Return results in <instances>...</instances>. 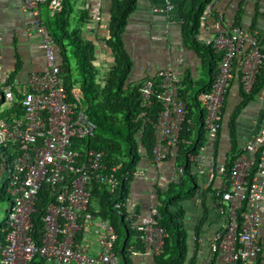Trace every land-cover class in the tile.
I'll use <instances>...</instances> for the list:
<instances>
[{
  "label": "built area",
  "instance_id": "2783aa9c",
  "mask_svg": "<svg viewBox=\"0 0 264 264\" xmlns=\"http://www.w3.org/2000/svg\"><path fill=\"white\" fill-rule=\"evenodd\" d=\"M63 1L23 0L24 11L33 18L30 28L42 37L40 47L45 51L46 69L29 75L20 96L12 84L0 92L4 105L0 115V143L8 146L14 157L10 164L3 155L0 177L9 171L4 184L11 201L5 221L6 235L0 238V264H31L38 257L58 264L119 261L114 250L118 234L113 225L106 218L95 223L96 216L89 209L95 182L105 185L110 192L118 188L119 166L109 165L101 149L76 148L78 141L94 136L98 126L85 111L81 88L66 86L55 41L43 14L46 8L54 16L62 10ZM172 6V0H167L166 8ZM200 41L221 55L211 88L197 94L204 110L202 127L208 141L193 157L192 172L203 178L195 198L200 204L201 194L207 193L211 198L210 208L216 209L220 216L218 228L204 240L208 245L204 262L264 264V123L233 155L231 166L217 159L215 145L223 126L222 112L231 84L237 80L244 92L253 90L264 67V41L256 32L237 24ZM156 77L159 90L156 91L154 79H147L141 87V98L145 107H150L154 98L162 106L155 124L156 142L151 158L156 166H161L177 155L188 110L172 67L159 70ZM183 173L184 168L176 165L172 182H178ZM123 178L131 181L128 174ZM44 186L54 197L40 217L41 240H38L33 235L34 214ZM128 200L127 196L116 201L114 208L119 215L124 213L131 230L139 233L143 249L138 251L145 256L161 254L168 233L159 224L158 203H152L150 212L142 216L127 208ZM87 226H94L99 232L97 255L91 254L78 239Z\"/></svg>",
  "mask_w": 264,
  "mask_h": 264
},
{
  "label": "trees",
  "instance_id": "16d2710c",
  "mask_svg": "<svg viewBox=\"0 0 264 264\" xmlns=\"http://www.w3.org/2000/svg\"><path fill=\"white\" fill-rule=\"evenodd\" d=\"M214 1L193 0L189 10H184L183 3L181 4L183 41L200 55L203 73L199 80L189 77L180 83V96L187 103L188 113L187 120L180 131L177 155L174 159L175 164L184 168V173L178 182L171 181L165 191L159 189L158 192L157 205L160 213L158 221L168 235L161 254L154 256L157 264H185L186 262L196 264V256H191V258L189 256L188 231L185 222L186 209L183 202L194 198L200 188L198 175L192 172L193 157L201 152V146L208 139L202 127L204 110L200 107L197 94L211 88L218 61L221 58L220 54L215 53L209 46L197 39L202 26V17L207 7ZM136 6L137 0H111L109 34L105 43L111 49L114 63L102 77L95 65V42L84 39L80 29L71 28L74 11L71 0H64L62 10L54 16H50L47 10L44 12L46 26L60 48L61 60L59 61L64 70L66 86L68 89L74 86L81 88L85 111L98 126L94 136L78 141L75 146L80 151L85 148L101 149L105 152V161L109 165L119 166L118 174L121 176V182L118 188L110 192L105 185L95 182L91 188L92 201L89 207L94 214L108 219L118 234L114 246L119 258L117 264H132L127 251L128 246H126L129 236L137 234V247L140 250L143 249L139 233L131 230L124 213L119 215L114 208V203L128 196L130 182L123 177L128 174L132 180L144 154L152 158L156 142L155 124L162 109L161 104L155 98L150 107L142 105L141 87L145 81L138 84L128 83L132 70V59L125 47L124 32ZM83 16L79 19H85ZM259 74L250 93L244 92L241 88L245 100L229 117L231 138L235 146L237 117L245 102L257 94ZM148 79L155 80L156 91H158L159 79L156 75ZM15 92L17 96H20V91ZM224 111L225 107L222 116ZM227 163L231 166V161ZM53 197V193L47 186L39 192L33 230V235L38 240H41L40 217ZM5 198L10 199L6 185L0 188V201ZM93 200L99 205L98 210L93 206V203H96ZM5 228L6 223H0V238L2 239L6 235ZM200 229L201 223L196 226L195 233L198 234Z\"/></svg>",
  "mask_w": 264,
  "mask_h": 264
},
{
  "label": "crops",
  "instance_id": "0c3cea01",
  "mask_svg": "<svg viewBox=\"0 0 264 264\" xmlns=\"http://www.w3.org/2000/svg\"><path fill=\"white\" fill-rule=\"evenodd\" d=\"M71 2L74 8L71 28L80 29L84 39L95 42V65L102 77L114 63L111 49L105 43L109 34L111 0H71ZM172 2L173 6L166 8L167 0H137L136 9L131 14L124 32L125 47L132 59V70L128 83L144 82L168 66L172 67L179 83H183L189 77L195 80L202 77L201 57L184 43L182 33L181 4L183 3L184 10H189L193 0H172ZM45 10L47 9H43V14ZM80 16L85 19L80 20ZM32 20V16L24 11L23 0H0V92L4 86L12 84L15 91L18 90L21 93L26 88L32 72H43L46 69L45 51L40 47L42 37L30 28ZM233 24L256 32L258 37L264 41V0H215L207 7L202 17V26L197 39L203 40L220 31L229 30ZM55 49L58 60H61L60 48L56 43ZM238 61L236 74L238 73ZM257 86V94L245 102L237 117L235 146L231 138L229 117L245 100V97L242 95L238 81L232 82L224 106V113L228 115V125L223 123L219 137L215 141L219 161H231L243 143L264 123V68L259 74ZM230 97L236 101L232 109L228 105ZM3 107V102L0 101V115L3 114L1 112ZM174 158L171 157L161 166H156L152 159L144 154L137 168L140 173H136L130 181L128 209L142 216L150 212L152 203L159 202V189L165 191L172 181V171L177 165ZM2 162L3 155L0 152V172L3 170ZM201 196L200 204L196 202L195 197L190 200H194L197 209L202 212L200 213L202 219L189 220L188 210L184 206L186 209L185 222L188 228L192 225L191 229H193L192 247H189L190 258L195 255L196 264H207L204 262V256L208 252V245L204 240L219 225L217 218L213 222L210 220L209 227L206 228L207 220L205 219L208 212L212 210L215 212V209L210 208L211 198L207 193ZM93 202L96 201L93 200ZM93 206L96 210L99 209L97 202L93 203ZM95 216V223L103 218L99 214ZM200 223L201 229L196 234V226ZM98 233L94 226H87L78 237L93 255H97L100 250ZM129 237L126 246H128L127 251L132 264H156L154 256H145L138 251V235L134 234ZM32 263L58 264L56 261L42 257L36 258Z\"/></svg>",
  "mask_w": 264,
  "mask_h": 264
},
{
  "label": "rangeland",
  "instance_id": "374dc122",
  "mask_svg": "<svg viewBox=\"0 0 264 264\" xmlns=\"http://www.w3.org/2000/svg\"><path fill=\"white\" fill-rule=\"evenodd\" d=\"M235 100L233 99V97H230L229 98V101H228V105H229V108H233V106H234V104H235ZM224 116H223V118H224V120H223V123L225 124V125H228L227 123V121H228V115H227V113H224L223 114ZM208 137V136H207ZM0 152H1V154L2 155H5V159L8 161V163H10V164H12L13 163V161H14V157H13V155L11 154V150H10V148L8 147V146H6V145H3L2 143H0ZM9 176H10V174H9V171H5L4 172V174H3V176H2V179L0 180V188H4L5 187V184H4V182H6L8 179H9ZM202 182H203V178L201 177V176H198V183L201 185L202 184ZM10 204H11V201H10V199L9 198H5V199H3V200H1L0 201V223H3V222H5L6 221V219H7V215H8V209H9V207H10ZM183 204H184V206L187 208V210H188V214H189V220H191V221H193V220H199V219H202V214H200V213H202V212H200L198 209H197V207H196V205H195V201L193 200H185L184 202H183ZM215 212L217 213V214H215ZM215 212L212 210V212L211 211H209L208 213V215H207V217H206V219L205 220H207V225H206V228L207 227H209V221L211 220L212 222L213 221H215L217 218L219 219L220 218V216H219V214H218V212H217V210L215 209ZM213 217H215L214 219H213ZM192 228V225H189V228L187 227V231H188V240H187V242H188V248L190 247H192V243H191V241H192V231H193V229H191ZM204 230V229H203ZM186 264V263H185Z\"/></svg>",
  "mask_w": 264,
  "mask_h": 264
},
{
  "label": "water",
  "instance_id": "95a60500",
  "mask_svg": "<svg viewBox=\"0 0 264 264\" xmlns=\"http://www.w3.org/2000/svg\"><path fill=\"white\" fill-rule=\"evenodd\" d=\"M2 171H3V170H2ZM2 171H1V172H2ZM1 172H0V173H1ZM0 177H1V174H0ZM0 179H1V178H0Z\"/></svg>",
  "mask_w": 264,
  "mask_h": 264
}]
</instances>
